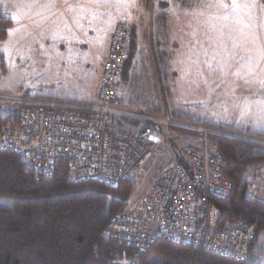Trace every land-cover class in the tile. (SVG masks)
<instances>
[{
    "label": "rangeland",
    "instance_id": "obj_1",
    "mask_svg": "<svg viewBox=\"0 0 264 264\" xmlns=\"http://www.w3.org/2000/svg\"><path fill=\"white\" fill-rule=\"evenodd\" d=\"M27 3L0 0V17L14 19L0 37V93L82 100L93 93L101 73L106 32L128 21L136 51L122 88L132 107L213 120L237 130H264V0H92L70 12L68 40H51L53 53L48 55L41 52L46 46L40 41L43 28L22 38L28 30L36 31L15 15L16 6L25 9ZM76 15H82V21ZM80 22L84 38L75 33ZM0 112L12 115L8 105H0ZM176 132L187 135L177 140L180 148L198 136L194 131ZM193 143L206 145L198 139ZM165 159L164 168L169 156H152L133 175L138 186L122 211L145 194L151 171ZM262 241L258 250L264 247Z\"/></svg>",
    "mask_w": 264,
    "mask_h": 264
},
{
    "label": "built area",
    "instance_id": "obj_2",
    "mask_svg": "<svg viewBox=\"0 0 264 264\" xmlns=\"http://www.w3.org/2000/svg\"><path fill=\"white\" fill-rule=\"evenodd\" d=\"M109 38L94 100L0 93V105L12 109L11 123L0 129V148L20 153L37 179L53 176L65 162L74 181L110 185L133 177L150 157L168 155V165L145 194L111 218L101 239L135 247L133 262L159 239L246 258L255 225L245 220L219 225L216 201L231 193L233 183L224 171L225 155L210 149L208 137L216 133L264 144V136L132 107L122 88L132 25L120 22ZM119 122L130 132L115 129ZM178 128L194 130L206 145H186L175 153ZM255 172L246 195L264 203V164Z\"/></svg>",
    "mask_w": 264,
    "mask_h": 264
},
{
    "label": "trees",
    "instance_id": "obj_3",
    "mask_svg": "<svg viewBox=\"0 0 264 264\" xmlns=\"http://www.w3.org/2000/svg\"><path fill=\"white\" fill-rule=\"evenodd\" d=\"M11 23L9 18L0 17V37L6 36ZM135 39L132 28L123 81L131 76ZM172 115L237 130L226 124ZM11 120V112L6 116L0 112V129ZM113 126L130 132L122 122ZM208 143L213 151L225 155L224 171L233 183L231 193L216 201L221 209L219 225L226 226L236 220L255 225L246 258L235 259L205 248L159 239L139 261L133 262L137 254L135 247L101 239L100 235L111 218L128 205L138 186L135 178L123 179L116 185L76 182L67 164L60 162L53 176L37 179L20 153L0 148V199L4 201L0 203V264H123L125 261L128 264H264V247L256 248L262 238L264 243V203L246 195L250 179L256 177V169L264 164V144L215 133L209 135ZM166 160L151 171L150 184Z\"/></svg>",
    "mask_w": 264,
    "mask_h": 264
},
{
    "label": "crops",
    "instance_id": "obj_4",
    "mask_svg": "<svg viewBox=\"0 0 264 264\" xmlns=\"http://www.w3.org/2000/svg\"><path fill=\"white\" fill-rule=\"evenodd\" d=\"M91 1L92 0H87L84 2H82V0H27L28 3H27V7L25 9L24 8L19 9V7H17V6H16V8H15V6H13L12 8H15V15L17 13H19L18 16H23L25 21H27L30 24L29 28H31V27L36 28V31H32V32H30L28 30L27 34L22 37L23 39L30 38L34 34L36 35V32L40 28L44 29V32L40 35V37H41L40 41L43 45L46 44V46L43 47L41 52L44 55H48L50 53H53L52 52L53 50L49 48V44L52 42L51 40H53L54 38L59 39V41L62 43L65 42V40H68L67 33L70 32L72 30V29L70 30V28L73 27V19H72L73 16L71 15L70 12L73 10L78 11V8L80 10V8H82V4L83 5H90ZM76 18H78L80 21H82V15H80L79 17H78V15H76ZM11 22H12L11 23L12 24L11 27H12L13 23H14V19H13V21L11 20ZM82 30H84V26H82V22H80L78 29H75V33L84 38V33ZM112 30H113V28L111 30H108L105 34V41L103 43V48H102V52H101L100 68L103 64L104 57L110 51V38H109V36H110V32ZM30 42L33 43L32 41H30ZM37 43H39V42L37 41ZM135 51H136V48H135ZM162 53H163V51H162ZM101 73H102V68H101ZM101 73L94 80L93 93L88 94V95H83L81 97L83 101H91V100L95 99V97L97 95V89H98L99 79H100ZM181 117H183V116H181ZM187 118H189V117H187ZM197 121H199V120H197ZM201 121H208V122L217 123L216 121H213V120L212 121L201 120ZM258 130H259L258 132H260L258 134H263L262 133V132H264L263 129H258ZM253 133H256V132L254 131ZM180 136L183 138H187L186 133L179 132V134L173 140V144H174L173 148H174L175 153H177L176 149L179 150L180 146H182L180 143L177 144V140L179 139ZM197 139L199 141H201V139L198 136H195L194 140L192 142L186 143L183 146L185 147L186 145H194L193 142L196 141ZM184 147L181 148L182 151H183Z\"/></svg>",
    "mask_w": 264,
    "mask_h": 264
},
{
    "label": "water",
    "instance_id": "obj_5",
    "mask_svg": "<svg viewBox=\"0 0 264 264\" xmlns=\"http://www.w3.org/2000/svg\"><path fill=\"white\" fill-rule=\"evenodd\" d=\"M179 157H180V158L182 157L181 154H179Z\"/></svg>",
    "mask_w": 264,
    "mask_h": 264
},
{
    "label": "bare ground",
    "instance_id": "obj_6",
    "mask_svg": "<svg viewBox=\"0 0 264 264\" xmlns=\"http://www.w3.org/2000/svg\"><path fill=\"white\" fill-rule=\"evenodd\" d=\"M216 134V133H215Z\"/></svg>",
    "mask_w": 264,
    "mask_h": 264
}]
</instances>
